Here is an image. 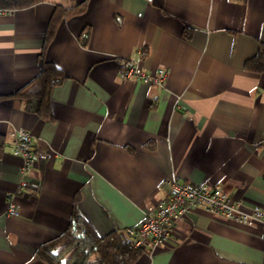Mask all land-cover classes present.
Masks as SVG:
<instances>
[{"label": "crops", "instance_id": "0c3cea01", "mask_svg": "<svg viewBox=\"0 0 264 264\" xmlns=\"http://www.w3.org/2000/svg\"><path fill=\"white\" fill-rule=\"evenodd\" d=\"M81 2L44 50L64 73L49 115L28 112L12 94L39 72L54 10ZM260 43L264 0H41L0 14V264H47L35 250L75 208L98 235L137 225L173 177L264 207V73L243 67ZM132 60L165 67L164 85L120 77ZM19 128L53 154L22 191L9 136ZM11 193L17 217L5 214ZM133 264H264V234L195 209Z\"/></svg>", "mask_w": 264, "mask_h": 264}, {"label": "built area", "instance_id": "2783aa9c", "mask_svg": "<svg viewBox=\"0 0 264 264\" xmlns=\"http://www.w3.org/2000/svg\"><path fill=\"white\" fill-rule=\"evenodd\" d=\"M12 11L13 9L0 8V14ZM118 74L122 78H133L163 86L167 78V69L159 67L153 73L144 72L137 62L132 60L122 64ZM9 136L12 153L21 158L16 187L22 191L30 185L29 177L34 161L49 159L53 154L47 148L33 147L31 134L25 128L15 129ZM164 183L167 189L166 197L156 204L148 205L137 225L123 229L128 247L142 249L147 245L160 246L169 239L176 222L195 209L221 217L236 226L245 228L258 226L260 233L264 234V207L245 208L240 198L230 195L218 184L181 182L174 177L166 179ZM14 198V193L7 196L5 214L17 217L20 215L21 206Z\"/></svg>", "mask_w": 264, "mask_h": 264}, {"label": "trees", "instance_id": "16d2710c", "mask_svg": "<svg viewBox=\"0 0 264 264\" xmlns=\"http://www.w3.org/2000/svg\"><path fill=\"white\" fill-rule=\"evenodd\" d=\"M41 0H0V8L19 9ZM83 2L68 9L56 8L46 27L41 50V66L37 75L12 95L19 97L26 111L42 117L49 115L50 92L53 86L64 78L63 71L53 62L44 58V50L54 36L59 22L82 11ZM88 33L81 39L86 44ZM245 70L264 73V43L256 53L245 59ZM6 144L5 135L0 133V157ZM35 254L47 264H133L140 249L128 247L125 233L111 231L98 235L89 222L75 208L68 227L58 236L41 243Z\"/></svg>", "mask_w": 264, "mask_h": 264}]
</instances>
